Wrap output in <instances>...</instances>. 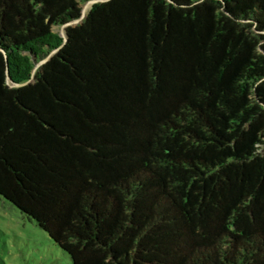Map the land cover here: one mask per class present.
<instances>
[{
	"label": "trees",
	"instance_id": "obj_1",
	"mask_svg": "<svg viewBox=\"0 0 264 264\" xmlns=\"http://www.w3.org/2000/svg\"><path fill=\"white\" fill-rule=\"evenodd\" d=\"M87 1L0 0V196L71 264H264V0H97L66 40Z\"/></svg>",
	"mask_w": 264,
	"mask_h": 264
},
{
	"label": "rangeland",
	"instance_id": "obj_2",
	"mask_svg": "<svg viewBox=\"0 0 264 264\" xmlns=\"http://www.w3.org/2000/svg\"><path fill=\"white\" fill-rule=\"evenodd\" d=\"M54 28L61 32V26ZM0 264H71V260L46 230L0 196Z\"/></svg>",
	"mask_w": 264,
	"mask_h": 264
},
{
	"label": "water",
	"instance_id": "obj_3",
	"mask_svg": "<svg viewBox=\"0 0 264 264\" xmlns=\"http://www.w3.org/2000/svg\"><path fill=\"white\" fill-rule=\"evenodd\" d=\"M97 0H89V1H87L86 3H85V5L83 6V10H82V15H81V17H79L78 19H76V20H73V21H71V22H69V23H67V24H64L63 26H61L62 27V29H61V35L67 40V37H68V35H67V26L68 25H72V24H77V23H80V22H82L83 21V19L86 17V15H87V13L88 12H86L85 11V8L87 7V6H89L90 4H91V6H92V4L94 3V2H96ZM57 50H54L53 52H51L49 55H47L45 58H43L42 60H40V61H38L37 63H36V66H35V68H34V74H35V71L43 64V63H45L47 60H49L51 57H52V55L56 52ZM33 77H34V75H33ZM32 77V78H33ZM10 79V78H9ZM30 81V80H29ZM29 81H27V82H23V83H18L17 85H19V86H21V85H25V84H27V83H29Z\"/></svg>",
	"mask_w": 264,
	"mask_h": 264
},
{
	"label": "bare ground",
	"instance_id": "obj_4",
	"mask_svg": "<svg viewBox=\"0 0 264 264\" xmlns=\"http://www.w3.org/2000/svg\"><path fill=\"white\" fill-rule=\"evenodd\" d=\"M88 9H89V6H87V7L85 8V11L87 12V11H88Z\"/></svg>",
	"mask_w": 264,
	"mask_h": 264
}]
</instances>
